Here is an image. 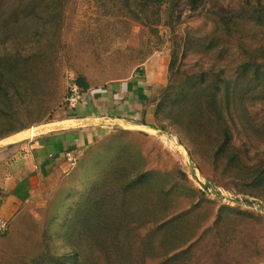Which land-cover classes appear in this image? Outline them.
<instances>
[{"label":"rangeland","instance_id":"374dc122","mask_svg":"<svg viewBox=\"0 0 264 264\" xmlns=\"http://www.w3.org/2000/svg\"><path fill=\"white\" fill-rule=\"evenodd\" d=\"M158 52L153 121L102 134L23 205L0 264H264V0H0V172L68 125L73 78L91 90Z\"/></svg>","mask_w":264,"mask_h":264},{"label":"crops","instance_id":"0c3cea01","mask_svg":"<svg viewBox=\"0 0 264 264\" xmlns=\"http://www.w3.org/2000/svg\"><path fill=\"white\" fill-rule=\"evenodd\" d=\"M171 63L168 53L149 56L138 73L87 90L74 110L63 108L67 117L60 123L68 125L37 140L22 142L20 150H12L6 170L0 172V217L15 218L23 205L34 202L41 193H49L47 186L79 162L76 173L84 170L88 158L82 155L97 144L102 134L120 127L139 129L149 125L156 111L152 95L169 83ZM142 118L146 120L140 121ZM68 153L76 159L72 167Z\"/></svg>","mask_w":264,"mask_h":264},{"label":"built area","instance_id":"2783aa9c","mask_svg":"<svg viewBox=\"0 0 264 264\" xmlns=\"http://www.w3.org/2000/svg\"><path fill=\"white\" fill-rule=\"evenodd\" d=\"M87 90H84L78 82L73 78L70 83V90L66 100V107L68 109H75L79 102L82 101L84 93ZM68 159L70 163H74L76 161L75 157L68 153ZM10 227V220L8 218L0 217V234L6 233V231Z\"/></svg>","mask_w":264,"mask_h":264},{"label":"bare ground","instance_id":"6f19581e","mask_svg":"<svg viewBox=\"0 0 264 264\" xmlns=\"http://www.w3.org/2000/svg\"><path fill=\"white\" fill-rule=\"evenodd\" d=\"M183 146V152L184 153H189V150L187 149V147L185 145H182Z\"/></svg>","mask_w":264,"mask_h":264},{"label":"trees","instance_id":"16d2710c","mask_svg":"<svg viewBox=\"0 0 264 264\" xmlns=\"http://www.w3.org/2000/svg\"><path fill=\"white\" fill-rule=\"evenodd\" d=\"M172 60H173V57H172ZM171 65H172V63H171ZM170 80H171V77H170ZM170 82V81H169ZM65 108H67L66 106H65Z\"/></svg>","mask_w":264,"mask_h":264}]
</instances>
